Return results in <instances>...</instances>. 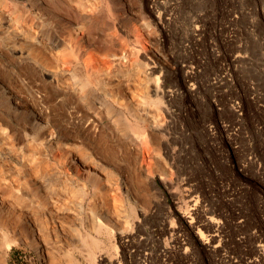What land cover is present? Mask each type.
Returning <instances> with one entry per match:
<instances>
[{
  "label": "rangeland",
  "instance_id": "374dc122",
  "mask_svg": "<svg viewBox=\"0 0 264 264\" xmlns=\"http://www.w3.org/2000/svg\"><path fill=\"white\" fill-rule=\"evenodd\" d=\"M41 1L0 0V263L264 264V0Z\"/></svg>",
  "mask_w": 264,
  "mask_h": 264
},
{
  "label": "bare ground",
  "instance_id": "6f19581e",
  "mask_svg": "<svg viewBox=\"0 0 264 264\" xmlns=\"http://www.w3.org/2000/svg\"><path fill=\"white\" fill-rule=\"evenodd\" d=\"M27 1H29L30 3H31V6H33V7H35V8H39V9H42V10H44V12H45V15H47V20H49V21H53L52 20V18H53V16H54V9L52 8L53 6H54V4H53V6H49V7H51L52 9H47L46 7L44 8V5H43V7H42V4H44V2L43 1H41V0H27ZM45 1V0H44ZM47 1H49V0H47ZM51 2V1H50ZM53 2V1H52ZM52 2H51V4L50 5H52ZM29 3V4H30ZM47 3V2H46ZM48 4V5H49ZM63 5V4H62ZM56 6V5H55ZM64 6V5H63ZM62 6V8L63 9H66V12L68 11L67 9H71V10H75L76 11V9H72V8H66V7H63ZM61 7V6H60ZM71 7V6H70ZM44 8V9H43ZM62 8H59V9H62ZM56 9V8H55ZM70 10V11H71ZM58 11V10H57ZM57 11L55 12V13H57ZM61 11V10H60ZM60 11H59V13H60ZM69 11V12H70ZM73 12V11H72ZM71 13V12H70ZM83 13V12H82ZM62 14H63V12H62ZM64 14H66V13H64ZM63 14V15H64ZM69 14V13H68ZM61 15V14H60ZM74 15V13L72 14V16ZM81 15V14H80ZM80 15H79V17H80ZM67 16V15H66ZM77 16H78V14H77ZM68 17H69V15H68ZM73 18H74V20H75V17L73 16ZM82 18H83V16H82ZM74 20L73 19H71V22L73 21L74 22ZM54 21H56V19L54 20ZM69 21H70V19H69ZM78 21V20H77ZM81 21H83V20H81ZM81 21L79 22V23H81ZM75 22H76V20H75ZM84 23H86V22H84ZM81 24H83V23H81ZM22 36V35H21ZM20 37V36H19ZM23 38H25L24 36H23ZM24 41V40H23ZM3 46H1V49L5 52V55H7V57L8 58H12L15 62H17L18 63V65L19 66H21V67H24V65H27V64H30L31 62H32V59L33 58H31V56H30V54H29V52H27V49H25L26 50V52L25 51H23V50H20V49H22V48H18V47H4V48H2ZM27 48V47H26ZM36 63V62H35ZM33 65H34V63H32ZM35 66V65H34ZM25 68V67H24ZM23 68V69H24ZM32 68H34V67H32ZM31 67H30V69L31 70H33ZM30 69H27V68H25L24 70H27V71H31ZM29 73V72H28ZM47 74L48 75H53V71H47ZM9 78H7L6 77V75H3V72H2V70H0V90H6V89H10L9 88V84H10V82H9V80H8ZM13 84V83H12ZM11 86V85H10ZM14 88V87H13ZM148 88H149V93H150V95H153V96H157V95H159L162 91H161V88H160V86L159 85H157V84H155V83H152L151 82V84H149V86H148ZM11 90H12V87H11ZM14 90V89H13ZM12 90V92H14ZM8 94H10L11 93V91L9 92H7ZM16 93V92H15ZM12 94V93H11ZM10 94V95H11ZM18 97V96H17ZM10 98H11V96H10ZM16 100V99H15ZM145 108V107H144ZM147 108V107H146ZM21 110V109H20ZM145 110V109H144ZM11 111V110H10ZM15 112V111H14ZM143 112H145V111H143ZM147 113H146V115L149 117V118H152L151 120H153L154 119V116H153V114H152V110H151V108L148 106V108H147V111H146ZM2 114L0 113V117H3V116H1ZM16 115V114H15ZM15 115H13V116H15ZM20 115V114H19ZM15 117H17V115L15 116ZM147 117V118H148ZM21 118V117H20ZM19 119V118H18ZM24 119V118H23ZM1 120H2V118H1ZM149 121H151L150 119H148ZM22 122V121H21ZM23 122H24V120H23ZM26 122V121H25ZM156 122V121H155ZM157 123V122H156ZM153 124H154V122H153ZM149 125H152V124H149ZM22 126V125H21ZM153 126V125H152ZM157 125H154V128L156 127ZM14 127V126H13ZM19 127V126H18ZM151 128H153V127H151ZM13 129V128H12ZM21 128H19L18 130H17V128H16V131H19ZM23 130V129H22ZM21 130V131H22ZM14 131H15V129H14ZM13 131V132H14ZM25 131V130H24ZM23 134V133H22ZM131 134V136H132V134H134L133 132L132 133H130ZM14 135H17V133H15ZM128 136V135H127ZM130 136V135H129ZM134 136V135H133ZM137 136V135H136ZM146 136V135H145ZM150 137V136H149ZM24 137L21 135V134H18L17 135V141L18 142H21L22 141V139H23ZM135 138V137H134ZM146 138V137H145ZM144 138V139H145ZM132 139V138H131ZM137 139V138H136ZM129 140V139H128ZM138 140H139V137H138ZM16 141V142H17ZM135 140L133 139V141L132 142H134ZM141 141H147V140H143V139H141L140 140V144L142 143ZM151 141V140H150ZM150 141H147L148 142V145H149V142ZM152 141H154V140H152ZM139 142V141H138ZM155 142V141H154ZM153 142V143H154ZM162 142V141H161ZM135 143H137V141L135 142ZM145 143V144H144ZM143 143V145L145 146L147 143L146 142H144ZM157 143V142H156ZM134 144V143H133ZM150 144H152V143H150ZM158 144V143H157ZM164 144V143H163ZM138 145V144H137ZM148 145L147 146H145V147H147L148 148ZM138 146H140V145H138ZM145 149V148H144ZM149 149V148H148ZM5 151V150H4ZM2 252H3V254H5V249L3 248V250H2ZM1 253V252H0ZM3 257V256H2ZM0 259H1V257H0ZM2 262V261H1ZM1 264V263H0ZM3 264V263H2Z\"/></svg>",
  "mask_w": 264,
  "mask_h": 264
}]
</instances>
